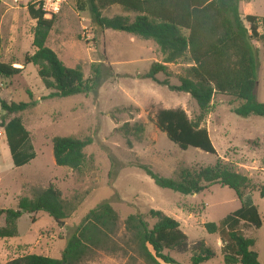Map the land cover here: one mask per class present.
<instances>
[{"label": "rangeland", "instance_id": "1", "mask_svg": "<svg viewBox=\"0 0 264 264\" xmlns=\"http://www.w3.org/2000/svg\"><path fill=\"white\" fill-rule=\"evenodd\" d=\"M39 2L0 0V60L24 68L14 77L0 76V124L2 101L35 103L18 115L30 131V143L36 153L27 165L15 166L7 136L0 128V210L17 209L21 197H33L51 185L62 192L64 199L74 201L77 210L61 221L45 212L24 213L18 222V237L0 240V264L29 254L62 258L75 228L104 201H110L123 219L151 209L163 211L181 223L190 244L204 240L215 251L216 256L202 264H226L220 235L208 233L205 223L218 222L242 207L235 191L218 184L199 194L184 195L159 187L137 166L147 164L163 177L178 178L182 169L211 166L219 157L251 179L247 192L260 210L263 227L242 225L241 230L256 240L255 250L264 264V198L260 194L264 185V118L238 116L232 107L239 101L231 95L217 94L213 111L203 124L209 129L218 156L193 147L182 150L158 129L154 118L160 109L176 108L184 109L192 119L199 116V106L190 94L160 83L169 79L172 85H179L178 78L184 75L187 65L168 64L171 76L161 73L158 81L145 78L154 62H162L158 45L126 32L98 30L91 13L79 10L77 0L63 4L47 45L68 67L80 66L86 79L93 76L97 67L98 87L88 95L50 98L52 91L45 88L38 68L34 64L23 66L25 56L36 50L33 41L37 21L30 16L28 7ZM246 5L241 4L242 13ZM250 6L252 14L264 17V0H252ZM102 14L113 17L126 12L122 6L113 5ZM254 44L259 48L260 60L256 96L264 103V44L257 40ZM127 122L145 126L141 139L131 136L132 147L119 130ZM59 136L93 139L85 150L88 162L82 173L56 164L53 141ZM147 219L151 226L156 223ZM4 225L2 215L0 227ZM166 253L178 264H191V252ZM85 264L144 263L99 254Z\"/></svg>", "mask_w": 264, "mask_h": 264}, {"label": "trees", "instance_id": "2", "mask_svg": "<svg viewBox=\"0 0 264 264\" xmlns=\"http://www.w3.org/2000/svg\"><path fill=\"white\" fill-rule=\"evenodd\" d=\"M241 1L77 0V3L80 11L91 13L98 30L122 31L158 45L162 62H154L145 78L158 81L157 75L161 73L171 76L168 64L182 62L187 65L184 75L178 78L179 85H172L169 79L160 83L173 91L190 94L199 106V116L192 119L181 108L160 109L154 122L182 150L193 147L218 156L209 129L203 124L213 111L217 94L231 95L239 101L232 107V112L238 116L264 118V103L256 96L260 60L259 48L254 44V40L264 44V17L247 15L243 18ZM113 5L122 6L126 14L103 16V11ZM28 11L37 21L33 41L36 50L25 56L23 66L34 64L38 68L45 88L52 91L49 97L67 98L96 91L100 78L97 67L93 76L86 79L80 66L68 67L47 45L57 15L45 17L37 4L30 5ZM1 47L0 36V51ZM23 69L0 60V76L5 78L14 77ZM1 104L0 128L7 136L13 163L17 167L25 166L36 153L30 143V131L18 114L35 103L2 101ZM11 115L14 116L10 118ZM119 130L124 132L132 147L131 136L141 139L145 126L127 122ZM92 143V138L56 137L53 141L56 164L82 173L88 162L85 150ZM137 166L159 187L184 195L199 194L218 184L234 190L242 207L218 222L205 223V228L210 234L220 235L226 264H261L255 250L256 240L241 230L242 225L263 227L260 210L247 192L251 186L247 175L235 170L221 157L211 166L184 168L178 178L163 177L147 164ZM260 194L264 198V185ZM74 203L64 199L62 192L53 185L33 197H21L17 209L0 210V217L5 215L0 240L18 237V222L24 213L45 212L61 221L69 219L77 210ZM149 217L156 220L153 226ZM168 250L191 252V264H202L216 256L204 240L190 244L181 223L161 210L151 209L146 214L137 212L123 219L110 201H104L89 211L75 228L62 258L29 254L3 264H85L97 259L99 254L120 256L134 263L178 264L166 253Z\"/></svg>", "mask_w": 264, "mask_h": 264}, {"label": "built area", "instance_id": "3", "mask_svg": "<svg viewBox=\"0 0 264 264\" xmlns=\"http://www.w3.org/2000/svg\"><path fill=\"white\" fill-rule=\"evenodd\" d=\"M65 2L66 0H40L38 7L45 12V17L51 18L53 15H58L61 12Z\"/></svg>", "mask_w": 264, "mask_h": 264}, {"label": "crops", "instance_id": "4", "mask_svg": "<svg viewBox=\"0 0 264 264\" xmlns=\"http://www.w3.org/2000/svg\"><path fill=\"white\" fill-rule=\"evenodd\" d=\"M251 1L252 0H242L240 2V12H241L243 18H245L247 15H255V14H252V7L250 6ZM243 2L247 4L246 9H245V13H242V11H241V4ZM256 16H259V15H256ZM259 17H262V16H259ZM256 93H257V89H256ZM221 251H222V246H221Z\"/></svg>", "mask_w": 264, "mask_h": 264}, {"label": "bare ground", "instance_id": "5", "mask_svg": "<svg viewBox=\"0 0 264 264\" xmlns=\"http://www.w3.org/2000/svg\"><path fill=\"white\" fill-rule=\"evenodd\" d=\"M17 66H20V65H17Z\"/></svg>", "mask_w": 264, "mask_h": 264}, {"label": "water", "instance_id": "6", "mask_svg": "<svg viewBox=\"0 0 264 264\" xmlns=\"http://www.w3.org/2000/svg\"><path fill=\"white\" fill-rule=\"evenodd\" d=\"M58 221V220H57Z\"/></svg>", "mask_w": 264, "mask_h": 264}]
</instances>
